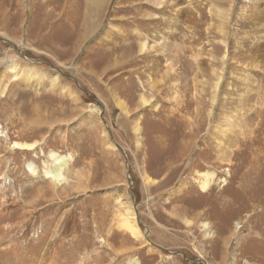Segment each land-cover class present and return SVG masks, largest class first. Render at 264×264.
<instances>
[{
	"label": "rangeland",
	"instance_id": "374dc122",
	"mask_svg": "<svg viewBox=\"0 0 264 264\" xmlns=\"http://www.w3.org/2000/svg\"><path fill=\"white\" fill-rule=\"evenodd\" d=\"M179 1L189 21L171 28L155 0H107L85 37L88 0H0L2 63L60 78L56 88L47 75L30 87L12 80L0 94V264H264V0L249 14L235 0L222 31L210 0ZM60 15L72 30L50 25ZM135 29L148 36L143 55ZM146 92L156 107L140 110ZM51 154L67 159L61 187L43 175ZM118 188L142 240L120 229Z\"/></svg>",
	"mask_w": 264,
	"mask_h": 264
},
{
	"label": "bare ground",
	"instance_id": "6f19581e",
	"mask_svg": "<svg viewBox=\"0 0 264 264\" xmlns=\"http://www.w3.org/2000/svg\"><path fill=\"white\" fill-rule=\"evenodd\" d=\"M69 0H67L68 2ZM107 0H88V8L87 11H89V21L87 23V28H86V33L85 34L86 36L85 37H88L90 36L91 34H93L101 25V16L103 15L104 11H103V5L104 3L106 2ZM213 1H215V3H213ZM223 1V0H222ZM227 4H229V7L228 9H225V10H221L220 7H219V4L217 3L218 0H210V5H211V12L212 15H213V18L212 19H215L217 21H222V26H220L218 29H220L222 31V29H224V25H225V29H226V24H227V20H228V15H229V10H230V7H231V4L235 1V0H225ZM261 1L262 0H242V1H239L240 2V8H237V9H240L238 11H240V13L244 14V13H248V12H252L253 10L255 9H258L260 6H261ZM154 2V1H153ZM155 2L157 4H153L154 6L157 7V9L159 10H163V9H167V10H164V12L166 11H169L170 13L167 14L171 17V19L168 20V26L173 28V26L175 27H180V21H182L183 19H185L186 21H189V16H190V13H187L186 10H182L180 7H178L177 4H175V2H173L172 4L170 3V0H155ZM181 3V5H185L187 4L188 5V8L193 6L194 5V2H198L201 4V0H187L185 2H182V1H179ZM238 2V3H239ZM222 3V2H221ZM11 4V3H10ZM46 4V3H45ZM1 5V3H0ZM75 5V4H74ZM226 5V4H225ZM239 5V4H238ZM2 7V6H1ZM42 7V6H41ZM78 7V6H77ZM106 7V6H105ZM162 7H164L163 9H161ZM239 7V6H238ZM44 7H42L43 9ZM178 8V9H177ZM4 9H6V7H4ZM66 7L64 9H62L61 13L62 14H66ZM2 10H3V7H2ZM9 10V9H8ZM54 10V9H52ZM51 10V11H52ZM60 10V8H59ZM7 11V9H6ZM10 11V10H9ZM50 11V10H49ZM79 11V10H78ZM149 11V10H148ZM188 11V10H187ZM256 11V10H255ZM71 12V11H70ZM10 13V12H9ZM8 13V14H9ZM48 11H46L45 13V17L48 16ZM61 14V15H62ZM88 14V13H87ZM249 14V13H248ZM50 15V14H49ZM54 15V14H53ZM52 15V12H51V16ZM60 15V18H61V21L56 23V24H53L50 23V25L52 26H63V27H66V28H71V30L74 28L71 24V22H67V18L66 16H62L61 17ZM91 15V16H90ZM11 16V15H10ZM55 16V15H54ZM150 16L152 17L153 14H150ZM155 16V15H154ZM239 16V15H238ZM9 17V16H8ZM49 17V16H48ZM50 17L48 19H50ZM169 17V18H170ZM195 17V16H194ZM10 18V17H9ZM2 19V18H1ZM46 18V20H48ZM53 19V18H51ZM58 20V19H57ZM44 21V20H43ZM160 21H162V19H160ZM165 21V20H164ZM45 22V21H44ZM47 22V21H46ZM50 22V21H49ZM55 22V21H54ZM167 22V20H166ZM45 24V23H44ZM43 25V24H42ZM51 26V27H52ZM116 26V25H115ZM237 26V25H236ZM47 27V26H46ZM160 27V26H159ZM42 28V27H41ZM115 28V27H114ZM6 29V28H5ZM4 29V30H5ZM47 29V28H46ZM50 29V28H49ZM58 29V28H57ZM62 29V28H60ZM64 29V28H63ZM66 30V29H65ZM119 30V29H118ZM50 31V30H49ZM52 31V30H51ZM56 31V30H55ZM135 33L137 34L136 36L138 37V50H139V53L140 55H143L145 53H147L149 51V44L148 43V36H146L147 34L143 33L142 31L138 30V29H135L134 30ZM54 32V31H53ZM68 32V31H67ZM113 32V27L110 25V27L107 28V31L104 32L102 34V36H105L106 38H108L110 40L111 36H112V33ZM224 32V30H223ZM49 34V33H47ZM51 34V33H50ZM49 34V35H50ZM114 35V34H113ZM48 36V35H46ZM45 36V37H46ZM135 37V36H134ZM47 39V37H46ZM51 39V38H50ZM49 40V39H48ZM82 40V39H81ZM101 38H98L96 41H100ZM136 41V40H135ZM232 41V40H231ZM223 45H225V41L223 40L222 41ZM82 43V41H81ZM81 43H78L77 44V49L79 48L80 44ZM53 44V42H52ZM55 45V44H54ZM73 47V46H72ZM71 47V48H72ZM163 47H166L165 44L161 47V46H158V48H163ZM74 49V48H73ZM162 50V49H161ZM236 56V55H235ZM227 58V57H226ZM233 58V57H232ZM161 60V59H160ZM232 60V59H231ZM2 59H0V65L3 64V70L0 71V94H4L6 92V90L8 89V82L10 81H15V82H18L19 84H22L26 87H30L34 82H37L38 84H41L44 80H37L39 78H46V75L48 76V79L52 82V83H48L50 84L51 88H56L60 83V78L55 76V77H49V73L47 72H44L41 70V68H38V67H35V66H32V65H27L25 63H22L21 61H18V59L15 58H11L10 60L8 59V61H4V63H2ZM222 65L224 66L225 65V55L223 56L222 58V61H221ZM44 70V69H43ZM46 73V74H45ZM235 73V72H234ZM219 78H218V81L215 85V87L213 86V93L215 94V89H217L218 85H219V82H220V78H221V74L220 73H216ZM165 75L167 76L168 74L165 73ZM165 77V76H164ZM230 79V78H229ZM245 79V78H244ZM247 79V78H246ZM245 79V80H246ZM163 80V77L162 79ZM239 80V79H237ZM47 81V80H46ZM230 81V80H229ZM244 81V80H243ZM239 82V81H237ZM227 83V82H226ZM63 84V83H62ZM61 84V85H62ZM239 84V83H238ZM156 85V84H155ZM40 86V85H39ZM49 86V85H48ZM231 86V85H230ZM36 87V86H35ZM32 88V87H31ZM65 88V85L63 86V89ZM154 88V87H153ZM229 88V87H228ZM68 89V88H67ZM62 91V90H61ZM74 91L73 88L69 90V92H72ZM230 91V90H229ZM68 92V91H67ZM68 92V93H69ZM237 93V92H236ZM27 96V95H26ZM115 98V97H114ZM47 99V98H46ZM62 99V98H61ZM36 100V99H35ZM224 100V99H223ZM73 102L76 104V105H80L79 102H80V98L78 96L77 93H75V99L73 100ZM38 103V102H37ZM37 103L36 106L38 105ZM115 104L121 109L123 115L125 117H128V115L130 114V109H129V106L120 98H116L115 99ZM213 104V103H212ZM40 107V106H39ZM38 107V108H39ZM147 107H156V103L153 101V96L150 95L149 93H145V94H142L140 99H139V108L140 110H143L144 108H147ZM37 108V107H36ZM87 110V109H86ZM84 110V111H86ZM83 112V111H82ZM228 113H230V111H227ZM226 114V113H225ZM130 116V115H129ZM222 117V116H221ZM221 120V119H220ZM228 118H225L224 119V122H228ZM216 122V121H215ZM134 123V122H133ZM233 124V123H232ZM225 125V124H223ZM229 125V124H228ZM234 125V124H233ZM213 126H215L213 124ZM230 126V125H229ZM226 127L225 128H222V129H217L216 128V132H217V135H227V132L228 130L230 129V127ZM215 128V127H214ZM215 130V129H214ZM135 131H136V134L138 135L140 132H141V129H140V125L138 124V122H136V125H135ZM231 132V131H230ZM229 135V134H228ZM141 136V135H140ZM1 137V136H0ZM142 138V137H141ZM220 138V137H219ZM223 139H226V136H222ZM219 141V140H218ZM140 138H139V142H138V146L141 147V144H140ZM110 145V148L112 150H114V146L112 147L111 144ZM15 148H18L20 150H25V151H33L36 147L35 144H31V143H14L13 145ZM217 152L219 154V157L222 161L226 160V152L223 150L222 148V145H218L217 144ZM51 159L53 160L52 163L50 165H48L46 167V169L43 171V175L45 178L51 180V182H53L54 184H56L58 187L60 186H63L65 185L66 183V177H65V172H66V166H67V159L64 158V157H61V156H58L57 154H51ZM33 166L32 165H29L28 168L29 170H33L32 168ZM143 172V171H142ZM143 173H146V172H143ZM145 175V174H144ZM146 178V177H145ZM149 178V177H148ZM212 178L213 176L211 175H208V174H205L203 176V179L200 180L199 182V186L201 188V190L203 192H207L209 189H210V185H211V181H212ZM147 180V179H144V181ZM146 183L149 185L150 184V181H146ZM115 191V190H114ZM116 199L117 201L119 202L120 206L122 207V210L124 212V214L121 215V218H120V229L126 234V235H129L131 238L135 239V240H142L143 239V236H142V232L140 230V228L138 227V225L136 224V219H135V213H134V210H133V207H132V201L130 200L129 198V195L127 192L123 191V190H120L119 188L116 190ZM202 227L205 229V230H208L209 228V225L207 223H203L202 224ZM207 236L210 237L211 234L210 233H207Z\"/></svg>",
	"mask_w": 264,
	"mask_h": 264
}]
</instances>
